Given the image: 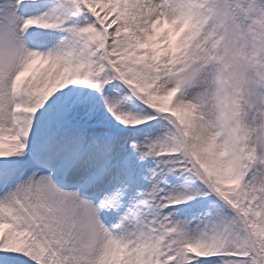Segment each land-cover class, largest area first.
I'll use <instances>...</instances> for the list:
<instances>
[{
  "label": "snow or ice",
  "instance_id": "1",
  "mask_svg": "<svg viewBox=\"0 0 264 264\" xmlns=\"http://www.w3.org/2000/svg\"><path fill=\"white\" fill-rule=\"evenodd\" d=\"M0 264H264V0H0Z\"/></svg>",
  "mask_w": 264,
  "mask_h": 264
}]
</instances>
